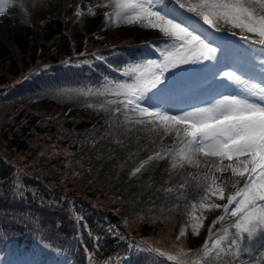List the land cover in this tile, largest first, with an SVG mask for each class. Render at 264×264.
Listing matches in <instances>:
<instances>
[{"label": "trees", "instance_id": "16d2710c", "mask_svg": "<svg viewBox=\"0 0 264 264\" xmlns=\"http://www.w3.org/2000/svg\"><path fill=\"white\" fill-rule=\"evenodd\" d=\"M51 11L37 29L13 28L11 47L0 41V245L10 238L25 244L45 241L68 254V264H121L124 256L128 264H180L144 246L134 250L131 239L138 234L155 243L157 238L174 241L188 256L198 251V242L188 236L186 214L150 197L148 179L156 162L142 168L136 185L129 186L99 179L91 166L74 161L86 147H107L108 155L115 148L125 153V138H143L139 123L86 109L61 115L54 113L56 104L42 99V92L96 85L101 73L108 74L93 57L106 55L101 50L108 46L106 36L98 35L103 15L88 11L75 20L70 12L65 21L56 9ZM109 30L114 43L129 31ZM115 49L109 58L115 66L139 53L131 47ZM27 96L39 98L28 105L23 101ZM124 160L109 172L120 176L136 158ZM179 223L184 235L176 241Z\"/></svg>", "mask_w": 264, "mask_h": 264}, {"label": "rangeland", "instance_id": "374dc122", "mask_svg": "<svg viewBox=\"0 0 264 264\" xmlns=\"http://www.w3.org/2000/svg\"><path fill=\"white\" fill-rule=\"evenodd\" d=\"M186 2L192 4L195 3L196 0H186ZM74 4L75 9H79L82 13L88 11L94 12L97 10H103L106 14L115 12L114 7L109 4V0H0V7L6 8L4 15L0 16V41L11 47L8 38L13 28L29 26L37 29V27H39V20L45 17L46 13L52 12V9H56L58 13L62 14L66 21V18L71 17L70 8H74ZM165 4H167L168 9L174 10V15L177 19L182 20L190 29H195L198 33L206 36L212 42L213 47H217L218 50L223 49L224 55L222 58H219L218 50L214 54L213 61L217 72L210 81V84L194 88V90L186 94L182 99V95L178 94L179 90L174 86L187 79L196 77L200 73L201 63L185 64L181 65L179 68L171 69L170 72L173 73L184 70L181 74H165L169 76L168 80L165 82L167 90L158 93L160 103L157 106H160L170 115L182 114L185 111H193L198 107H209L215 103L216 100L221 99L224 94L245 95V85L227 80L224 77V72L236 71L242 81H247V86L253 83L264 86V73H261V65L262 62H264V52L256 50L259 48V45L250 48L249 44L244 41H239V43L233 39H226L224 42L222 35L214 37L210 34L211 30L204 25L202 18L187 11L186 8H181L176 3V0H170L169 3ZM105 5L108 6L106 7ZM256 8L259 12L260 9L258 5ZM188 14L199 18V22H195L196 20L194 21ZM74 19L76 20V18ZM108 23L111 26L116 25L115 31L119 34L124 33L125 29L129 28L132 33L142 36L144 40L147 39V41L153 42L156 47L160 49H164L166 44L170 45L175 42L172 37L165 36L163 33L159 32L158 29L148 27L146 21L143 23L128 24L122 19L117 18L115 23L111 24L110 21ZM101 28H103V25L98 29V33L106 36L105 42L107 43L110 40L107 37L110 35V30L107 32L108 28H103V30H101ZM213 29L224 30L226 33H232V35L239 38L241 35H247L250 41H258L260 39L258 36L251 33H241L240 29L233 28L230 24L223 21L217 22ZM39 30L40 28H38L37 32ZM128 40L129 39H127V41ZM157 58L158 57H155L152 52L147 50L144 55H138L134 59V62L127 66L143 64L148 60H156ZM118 82L124 83L125 81L120 80ZM127 82L130 83L131 79L129 78ZM105 84L106 88H108L114 87L115 83L107 84L105 82ZM106 88L102 84L94 88L80 90H68V87L61 86L53 90L42 92L41 96L43 100L56 104L58 111L55 110L54 113L62 112L61 115L66 112L73 115L76 114L79 109H86L98 114L105 113L109 116L117 113L116 109L119 108L124 118L130 119L134 118L132 116H138V114L126 111L123 109L122 105L115 103V101L122 99V97L109 94L105 91ZM209 93L214 95V97L207 100L205 96ZM148 95H152V93L150 92ZM38 98L39 96H27L23 97V101L30 105ZM109 101H113V103L109 104ZM148 103L147 100L143 102L144 106H148ZM49 109L48 107L47 110ZM139 129L142 135H144V138H136L137 141H133V136L129 139L125 138L123 144L127 140L126 145L128 147L125 153L115 148L112 150V155H108L109 149L107 147L97 146L91 151L86 147L85 149L78 150L79 156L74 161H82L83 167L91 166L92 168L90 171H96V173H98V178L107 179L108 183L114 182L119 184V181H122L132 186L134 183L136 185L139 176L137 173L133 175L135 169L149 160V157L160 153L161 158L154 159L156 162H159V164L152 167L154 172L148 179L151 199L165 204L169 201L166 198L174 200L176 196L182 197L180 196L181 192H184V190L188 188L193 199L180 201L178 208L181 214H186V222H184L186 226L188 225V236L194 238L196 242H205V240L209 239L208 230L212 227L209 224L211 220V223L216 222L213 228V239L216 238V234L222 232L225 227L230 228L236 218L225 215L222 207L220 209L212 207V205L226 204L227 199L223 201L217 199L211 192L206 191L205 185H210L213 188L222 187L224 189V195L227 198V196L234 194L241 184L243 185L244 179L234 176L230 169L224 172H216L211 164L206 165L204 163V160L208 158L200 157L201 163L199 167L190 165L186 160L180 159L178 150L182 145L176 137L175 132L165 134L162 127L152 123L140 124ZM128 155L131 158H136L135 162L127 164V170L122 172L120 176H116L113 173L111 174L109 172L110 168L113 167L116 170L121 163H127L124 158L128 157ZM173 161L176 162L175 165H171ZM228 163V161L224 162L225 165ZM213 180H215V184L212 183ZM233 184H235L236 187H233ZM196 204L200 205V208H196ZM221 215L225 216L223 221L219 220ZM133 216L137 218V213L134 212ZM179 224L178 230L174 236L176 241L180 240L178 237H180V229L183 226L181 223ZM230 232H234V229L230 228ZM131 239L135 242L134 250H138L141 246H144L152 253L164 257L168 261L177 262V259H179L178 262L183 264V254L180 253V247L174 241L170 243L167 239L157 238L155 239L157 240L155 243L153 239H145L138 234H135ZM200 244V255H192L190 261L187 260V264H215L212 262L215 259L218 260L219 257L214 255L205 257L202 252L204 243L200 242ZM256 254L258 253H254V256ZM254 256L249 260H254ZM240 259H235L233 264H240ZM59 261H61V259L59 260L57 257L56 248L47 247L45 243H40L35 240L28 246H23V243L15 244L10 241L7 243L5 251L0 253V264H62Z\"/></svg>", "mask_w": 264, "mask_h": 264}, {"label": "snow or ice", "instance_id": "6c2138e0", "mask_svg": "<svg viewBox=\"0 0 264 264\" xmlns=\"http://www.w3.org/2000/svg\"><path fill=\"white\" fill-rule=\"evenodd\" d=\"M176 3L202 18L209 27L214 28L217 22L223 21L240 29L241 33L258 36V41H250L247 35L240 38L250 48L259 45L256 50L264 52V0H196L192 4L176 0ZM109 4L115 9L114 13L107 14L109 18L115 15L128 24L146 21L148 27L158 29L175 42L166 44L164 49L157 48L161 59L127 66L121 75L129 77L131 82H115L114 87L105 91L122 97L115 103L126 111L137 113V123L158 124L165 134L175 132L182 145L178 150L180 159L199 167L200 157L208 158L204 163L211 164L216 172L230 169L234 176L244 179L243 185L227 198L222 187L205 185L206 191L217 199H227L226 204L212 207H222L225 215L236 219L230 226L234 232L225 227L213 239L214 222L202 252L205 257L224 255L233 259H240L242 255L253 257L258 253L254 260L240 259V264H264V86L258 83L247 86V81H242L236 71L224 72L227 80L245 85V95L224 94L209 107L168 114L157 106L160 103L158 93L167 90L165 82L169 76L165 74L181 65L212 60L218 48L213 47L206 36L177 19L174 10L168 9L163 0H109ZM5 12L6 8L0 7V16ZM261 73H264V62ZM150 92L152 95H148ZM146 100L148 106H143ZM159 158L160 153L149 157L150 160ZM225 161L229 163L225 165ZM143 167L141 164L133 175ZM212 183L215 184V180ZM224 219V215L219 217L220 221ZM183 235L181 232L180 236Z\"/></svg>", "mask_w": 264, "mask_h": 264}]
</instances>
